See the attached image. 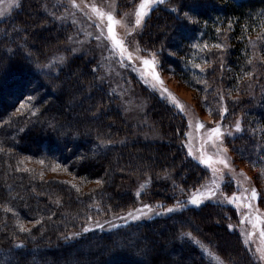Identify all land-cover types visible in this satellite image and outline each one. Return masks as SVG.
Wrapping results in <instances>:
<instances>
[{"label": "trees", "instance_id": "obj_1", "mask_svg": "<svg viewBox=\"0 0 264 264\" xmlns=\"http://www.w3.org/2000/svg\"><path fill=\"white\" fill-rule=\"evenodd\" d=\"M114 1L17 0L0 16V264H212L184 233L224 264H264L259 230L249 237L241 223L253 187L264 215V0L156 3L135 36L116 29L132 60L112 48L91 5L119 19L140 0ZM110 53L146 104L137 123L103 78ZM153 54L149 68L140 58ZM165 76L192 89L212 121L194 118ZM191 120L204 128L192 133ZM217 124L229 168L213 163L214 175L200 157L216 155L208 135ZM48 167L71 179L45 176ZM208 188L214 196L188 202ZM142 203L162 214L88 227Z\"/></svg>", "mask_w": 264, "mask_h": 264}, {"label": "snow or ice", "instance_id": "obj_2", "mask_svg": "<svg viewBox=\"0 0 264 264\" xmlns=\"http://www.w3.org/2000/svg\"><path fill=\"white\" fill-rule=\"evenodd\" d=\"M70 2L72 3L73 7H79L78 4H76V0H70ZM164 0H140L138 7L136 8L135 11V26L139 27L142 23V20L149 14L150 10H151V6L154 3H163ZM12 5H16L17 4V0H11V4L9 5L10 7ZM91 10L92 13L97 17V19L100 22H104L106 20V28H107V37L106 39L108 41H110L112 48L114 50L118 51V55L120 56L121 60H123L124 58H127L128 60H132L133 55L132 53L127 49L125 42L120 39L117 35L116 32V26L118 24L121 23L120 20H118L114 14L111 11H104L103 9H101L100 7L96 6L95 4L91 5ZM4 13L0 12V16H2ZM125 15H127L125 13ZM97 27L100 28V34L96 36V40L100 41L101 38L104 36V28L101 27V25L98 23ZM126 27V26H125ZM205 48H207V45L204 46ZM216 47H220V45H216ZM142 60V63L149 67V68H154L155 66V54H153V58L150 59H146V58H140ZM249 63H251V61H249ZM197 67H199V65H197ZM153 76L154 79H156L159 83H163V81L160 79L159 74L153 72ZM164 92H166L169 96V98L171 99L172 104L180 111V112H185V106L184 104H182L172 93L168 92L167 89H163ZM224 112L227 111L226 108L223 109ZM197 127L200 129L204 128V124L203 123H197ZM235 130L237 132L241 131V123L239 120L236 121L235 123ZM224 133L221 130V127L219 124H217L216 127H213L211 129H209V135H208V141L212 143V147L216 148V155H207L206 153L202 154V156L200 157V162L202 164H204L206 167L211 168L213 174L215 175V173L217 172V169L212 168L213 163H218L220 165H223L225 168H229V163L228 160L226 158L225 155L220 154L221 153V149L217 148L216 146V142L217 141H222ZM229 135H231V133H229ZM224 153L227 152V149H223L222 150ZM202 153H203V149H202ZM189 155H191V152L189 153ZM231 171V169H230ZM262 174H264V172H262ZM213 183H215V181H213ZM143 187V186H141ZM216 187H219V185H216ZM250 196L247 197V202L244 203V207L247 208L249 211L248 213L243 217V219L241 220V223H244L245 221H247L249 224H251V228L253 231L248 232L247 236H252L255 234L256 230H259V235L261 238V243L262 245H264V215H261L259 213V210L257 208L254 207L252 201L258 200L260 194L257 192L256 188H251L250 189ZM137 195H139V193H137ZM215 192L211 189L208 188L205 192H197L195 194H193L190 199H189V203H191L192 205H197L199 206L202 203V200L206 197H211L214 196ZM240 199V197L236 196L235 193L231 196V197H227V201L228 203H232V204H236L237 208H239V204L237 203V201ZM144 208L149 209V211H151V206L145 204L143 206ZM181 207L180 203L177 202V208ZM175 208H168L166 209L167 212H172L175 211ZM6 211H11V209H6ZM127 215L133 219V220H138L141 218V216L146 215V213H144L142 211L141 208H136L132 211H129L127 213ZM98 227H100V225H97ZM229 227L231 228V225H229ZM21 230H25L23 229V227L21 226ZM85 232L89 231V229L85 228L84 229ZM184 236L190 238L193 240L194 243L199 244V241L196 240L191 233H184ZM245 243H248V240L245 239ZM203 247V246H201ZM259 251L261 252V259H264V247H262L261 249H259Z\"/></svg>", "mask_w": 264, "mask_h": 264}, {"label": "rangeland", "instance_id": "obj_3", "mask_svg": "<svg viewBox=\"0 0 264 264\" xmlns=\"http://www.w3.org/2000/svg\"><path fill=\"white\" fill-rule=\"evenodd\" d=\"M108 1V0H105ZM112 4H115L114 0H110ZM140 2V1H139ZM139 2L136 4V6L128 12L122 14V16L119 17L118 20L121 21L120 24L116 26V29L118 31V35L122 36H135L136 35V28L135 26V11L136 8L139 5ZM11 0H6L0 4V12H7L10 9ZM154 3L151 8L155 5ZM146 18V17H145ZM145 18L142 20V23L145 21ZM126 26V27H125ZM125 33V34H124ZM123 36V37H124ZM126 38V37H125ZM109 58H106V61L110 63V66L107 67V71L104 69V75L103 78L106 81V83L109 84L110 87H108L110 92H116L119 93L120 97L122 98L123 101V113L124 117L127 123L134 124L137 123V119L141 118L143 115L145 116L146 114V104L142 102V99L137 96V93L135 92V89L132 85L131 82H129V78H126L127 76L125 75L123 70L120 69L118 66V58L115 56V54L110 53ZM111 60V61H110ZM126 76V77H125ZM166 82L168 87L177 95L179 96L184 102H186L188 105L191 106V109H194L193 115L194 118H198L201 120V122H210L212 121L210 116L201 112L198 106V98L195 94V92L185 86L182 82L174 79V78H169L168 76H165ZM129 81H128V80ZM116 93V94H117ZM200 122V123H201ZM141 123V122H139ZM190 131L192 133H198L200 131V128H198L193 120H191V125H190ZM206 132V130H204ZM204 132V133H205ZM208 133V132H207ZM201 138V135H200ZM37 165H32L33 169H35ZM37 170V168H36ZM45 176L47 177H52V176H57L61 177L65 180L71 179L69 174L67 173L66 170H62L61 172L57 173L56 171L53 170L52 167H48V169L45 171ZM234 194V193H233ZM232 194V195H233ZM227 198V197H226ZM145 203L140 204L136 208H141L146 215L141 216L140 219L138 220H144L147 218H151L153 216H156L158 214H162L163 210H159L158 208L151 207V211L149 209L144 208L143 206ZM134 208V209H136ZM132 209V210H134ZM130 210V211H132ZM128 212H123L122 215L112 219V220H100V221H95L92 222L91 224L88 225V227H93L100 225V227H103L104 229L110 228V227H115L118 225H122L128 222H135L137 220L131 219L128 215ZM200 244V245H199ZM198 246L201 248V250L205 253V256L208 261H210L212 264H224V262L221 260V258L215 254L213 251H211L206 245L199 243ZM203 246V247H201ZM136 249H139V245L136 246Z\"/></svg>", "mask_w": 264, "mask_h": 264}]
</instances>
